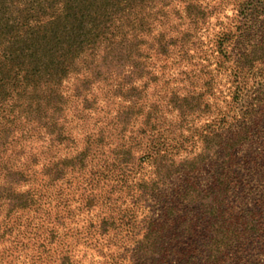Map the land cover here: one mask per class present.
<instances>
[{
    "label": "trees",
    "instance_id": "obj_1",
    "mask_svg": "<svg viewBox=\"0 0 264 264\" xmlns=\"http://www.w3.org/2000/svg\"><path fill=\"white\" fill-rule=\"evenodd\" d=\"M211 18L215 66L182 71L179 92L170 69L196 60ZM261 150L264 0H0V264L28 247L30 264H72L79 244L101 264H223L227 194L238 169L264 183ZM143 195L157 217L137 215ZM242 214L252 238L259 210Z\"/></svg>",
    "mask_w": 264,
    "mask_h": 264
},
{
    "label": "rangeland",
    "instance_id": "obj_2",
    "mask_svg": "<svg viewBox=\"0 0 264 264\" xmlns=\"http://www.w3.org/2000/svg\"><path fill=\"white\" fill-rule=\"evenodd\" d=\"M227 13L230 14L231 11L227 10ZM219 19L224 20V18ZM225 21L226 20H224V22ZM218 23L219 21H217V18H211L210 21L205 24L201 32V38L203 41L201 51L198 52L199 55L196 57V60L191 63V65H185L186 63L182 62L181 64H179V66H173L170 69V73L173 75L171 77L169 85H174L172 86L174 87V89H177L180 92L182 91L180 90V88L182 89L185 85L189 84L187 75L184 74L187 73V71L188 75L192 77L193 75H191V73L193 72L189 73V71L193 70L194 73H198L199 68L203 64L209 65L210 63V69L214 68L215 59L214 54L212 55V50L210 49V39L213 38L214 34L219 29L220 25ZM182 71H184V73H182ZM214 74L216 84L219 80H221V83L226 82L227 77L224 74ZM218 85L219 84H217L216 87H220L219 89L224 90V86ZM106 89L107 88H104L103 91L101 89H97V93L99 95H103ZM114 107L116 109V105H114ZM203 121H205L204 118L200 120V122ZM91 128V124H88L87 126L78 124V126L73 130L76 139L75 142L78 148H82L84 146V136ZM34 147H36V149L38 150L40 147V143L35 142ZM195 147L199 149L198 145ZM185 153V151H181L180 155H185ZM38 157L40 159V162H42L43 158L41 156ZM255 161L258 164L264 162V150L262 151L261 155L255 158ZM210 173V169L208 167H204L202 170L192 174L191 176H193L194 181L198 185H201V187H205L209 183ZM235 174L237 182L236 184L231 185L230 191L227 194L226 206L229 211L227 219L228 225L224 237L227 238L229 246L228 252L223 258V264H264V183L262 180H252L249 176H247V174L250 173H248L246 170L238 169ZM177 186L178 180L173 179L170 181V183L162 187L161 193L163 192V194L168 196L169 194L174 192ZM143 196L145 197V199L141 202L139 208H137V215L139 217L146 215H148V217H157V215H159L158 206L154 205L155 203L147 195ZM249 209H257L260 213L256 216V220H258L260 223V225H258L259 230L253 235L252 238H246V236L243 237V231L240 232V229L243 223L246 225L245 219L249 218L250 220H253V216L249 215L248 217V215H246L243 216L245 217V219L241 218V220L238 218L241 217L240 215L242 214V212H247ZM84 217L85 216L82 215L76 217V223L73 225L77 227L82 225L85 219ZM204 235L205 233L203 231V227H200V231L196 239H185V243H182V245L184 246L186 242L189 244H199L201 243V239H203ZM24 239L25 238H23V240ZM8 247H10L11 250L10 243L4 246V248ZM214 247L217 248L218 243L215 244ZM33 249L35 248L28 247L27 249H20L19 252H14V254L18 253L19 255L15 260L16 264H30L31 259L36 260V249ZM14 254L8 256L7 260L14 257ZM72 258V264H101L102 261L108 259V256H103L101 252H98L96 249L90 246L79 244L72 250ZM10 263L13 264L12 262H8V264ZM41 264L47 263L41 262ZM170 264H176V258H174L173 256L170 259Z\"/></svg>",
    "mask_w": 264,
    "mask_h": 264
}]
</instances>
